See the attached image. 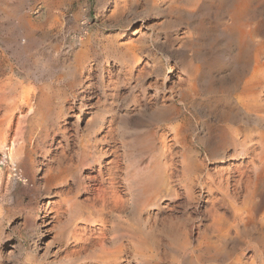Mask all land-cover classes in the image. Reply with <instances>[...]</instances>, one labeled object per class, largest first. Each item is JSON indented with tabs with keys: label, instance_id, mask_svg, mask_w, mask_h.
<instances>
[{
	"label": "rangeland",
	"instance_id": "rangeland-1",
	"mask_svg": "<svg viewBox=\"0 0 264 264\" xmlns=\"http://www.w3.org/2000/svg\"><path fill=\"white\" fill-rule=\"evenodd\" d=\"M232 2L0 0V264H264V0L242 51Z\"/></svg>",
	"mask_w": 264,
	"mask_h": 264
},
{
	"label": "bare ground",
	"instance_id": "bare-ground-1",
	"mask_svg": "<svg viewBox=\"0 0 264 264\" xmlns=\"http://www.w3.org/2000/svg\"><path fill=\"white\" fill-rule=\"evenodd\" d=\"M151 1V0H150ZM153 1V0H152ZM154 2H156V1H154ZM213 2V1H212ZM249 2V0H233V5H231L232 6V8H231V10L229 11V17H230V22H231V25L228 27V29L226 28V32L225 33H227L228 32V34L230 35V37L231 38H233L234 40H236V43H237V45H238V48L242 51V50H244V48H246L247 46H249V45H252V44H254V40H253V38H252V33L253 32H250L249 30H247V24L245 23V19L244 18H246V16H245V11H246V7H247V3ZM152 3V2H151ZM152 4H155V3H152ZM175 8V7H174ZM257 9V8H256ZM181 10V9H180ZM192 10V9H191ZM200 10V9H199ZM255 10V9H254ZM187 12V11H186ZM190 12V11H189ZM226 12V11H225ZM181 13V12H180ZM197 13V12H196ZM218 13V12H217ZM227 14V13H226ZM245 16V17H244ZM190 18V17H189ZM222 20V19H221ZM244 20V21H243ZM249 25V24H248ZM261 26V25H260ZM224 34V33H223ZM229 35H228V37H229ZM229 39V38H228ZM231 40V39H230ZM229 40V41H230ZM263 44V43H262ZM262 48V47H261ZM254 49V48H253ZM261 52V51H260ZM259 53V52H258ZM260 54V53H259ZM235 55V54H234ZM257 55V54H256ZM258 57V56H257ZM260 58H262V57H260ZM258 59V58H257ZM137 61V60H136ZM250 61V60H249ZM253 62H255V61H253ZM248 64H249V62H247ZM264 63V62H263ZM262 64V63H261ZM240 67V66H239ZM258 67H259V69L260 68H264V64H262V65H259L258 64ZM257 69V68H256ZM250 70V69H249ZM256 72V71H255ZM258 72V71H257ZM230 74V73H229ZM242 76H244V75H242ZM241 77V76H240ZM251 77V76H250ZM222 78V77H221ZM256 78V77H255ZM260 80V79H259ZM239 81V80H238ZM253 81V80H252ZM255 81H256V79H255ZM257 82V81H256ZM260 84L262 83V82H259ZM259 83L258 84H255V85H259ZM209 84V83H208ZM211 84V83H210ZM249 85V84H248ZM262 85V84H261ZM241 86V85H240ZM250 86V85H249ZM254 85H253V88L251 87L250 89L253 91L254 90ZM256 90V89H255ZM259 90H261V89H259ZM250 93V92H249ZM244 94V93H243ZM240 95V94H239ZM253 95V94H252ZM250 96V95H249ZM250 97H252V96H250ZM253 97H255V96H253ZM250 99V98H249ZM248 99V100H249ZM246 100V99H245ZM245 100H243V102L245 101ZM251 100V99H250ZM254 100V99H253ZM257 101V100H256ZM260 101V100H259ZM240 102V101H239ZM245 106L244 107H240L241 109H243V111H244V109H247V111H248V106H249V101L247 102V101H245ZM242 106H243V104H242ZM255 106V105H254ZM253 106V107H254ZM233 107H234V105H233ZM239 108V109H240ZM249 108H251L250 106H249ZM258 108H259V106H258ZM262 109V108H261ZM225 112V111H224ZM257 113V112H256ZM227 115V114H226ZM234 117V116H233ZM251 118V117H250ZM257 118V117H256ZM222 126V125H221ZM257 126H259V125H257ZM264 135V134H263ZM261 136V135H260ZM223 137V136H222ZM260 138H262V139H260ZM259 139L260 140H264V138H263V136H261ZM221 139V138H220ZM216 141V140H215ZM263 143V142H262ZM222 144V143H221ZM253 144V143H252ZM261 144V141H259L258 143H257V145H258V147H259V145ZM263 146V145H262ZM262 146H260V147H262ZM219 147V146H218ZM249 147V146H248ZM257 147V148H258ZM217 149V148H216ZM247 149V148H246ZM253 153V152H252ZM261 154H264L263 152L261 153ZM256 155V154H255ZM254 155V156H255ZM256 157V156H255ZM261 159V158H260ZM253 161V160H252ZM256 168H257V166H256ZM199 169V168H198ZM253 174V173H252ZM249 175V174H248ZM255 176V175H254ZM263 176H264V174H263ZM246 179V178H245ZM248 180V179H247ZM240 181V180H239ZM263 182V181H262ZM219 185V184H218ZM224 188V187H223ZM257 195V194H256ZM261 199V198H260ZM263 203V202H262ZM122 206V205H121ZM246 208V207H245ZM251 209V208H250ZM119 211V210H118ZM121 211V210H120ZM250 212V211H249ZM244 213V212H243ZM240 214V213H239ZM238 214V215H239ZM244 216V215H243ZM247 216V215H246ZM248 217H249V215H248ZM239 218V217H238ZM244 217H242V219H243ZM251 218V217H250ZM249 218V219H250ZM257 218V217H256ZM240 220V221H242L243 222V220ZM248 219V220H249ZM248 220H246V221H248ZM224 221V220H223ZM247 223V222H246ZM245 223V224H246ZM243 224V223H242ZM244 224V226H246ZM249 224V223H248ZM242 226V225H241ZM243 226V227H244ZM248 226V225H247ZM237 227V226H236ZM240 227V226H239ZM242 227V229H245V227L243 228ZM251 230V229H250ZM253 232V231H252ZM226 235V234H225ZM224 235V236H225ZM229 235H231V234H229ZM224 236H222L221 235V237H223V238H226V237H224ZM227 237H229V236H227ZM231 237H233V236H231ZM242 237V236H241ZM230 238V237H229ZM229 238H227V239H225L224 240V244H226L227 243V240L229 239ZM237 239V241H240V234H237L236 233V238L235 239H233V240H236ZM248 239V238H247ZM253 239V238H252ZM258 239V238H257ZM245 240V239H244ZM242 241V240H241ZM231 242H232V240H231ZM208 243V242H207ZM211 243V242H210ZM247 243V242H246ZM205 244V243H204ZM203 244V245H204ZM223 244V245H224ZM248 244V243H247ZM96 245V244H95ZM202 245V244H201ZM219 246V245H218ZM205 250L207 251V252H210L211 250H214V251H216V252H219V251H217L218 249L216 248V247H213L212 245H210V244H206V246H205ZM208 256V255H207ZM253 258V257H252Z\"/></svg>",
	"mask_w": 264,
	"mask_h": 264
}]
</instances>
